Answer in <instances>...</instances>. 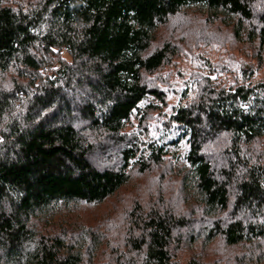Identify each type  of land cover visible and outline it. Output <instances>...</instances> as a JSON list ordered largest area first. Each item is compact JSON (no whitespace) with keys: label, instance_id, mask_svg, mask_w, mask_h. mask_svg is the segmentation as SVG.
Here are the masks:
<instances>
[{"label":"trees","instance_id":"16d2710c","mask_svg":"<svg viewBox=\"0 0 264 264\" xmlns=\"http://www.w3.org/2000/svg\"><path fill=\"white\" fill-rule=\"evenodd\" d=\"M0 264H264V0H0Z\"/></svg>","mask_w":264,"mask_h":264}]
</instances>
